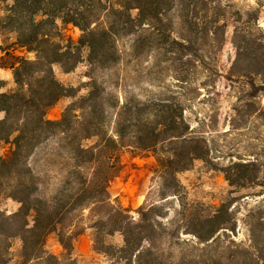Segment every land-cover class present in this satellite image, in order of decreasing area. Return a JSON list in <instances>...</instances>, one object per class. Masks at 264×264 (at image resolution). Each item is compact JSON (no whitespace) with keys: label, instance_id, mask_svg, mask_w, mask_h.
<instances>
[{"label":"trees","instance_id":"trees-1","mask_svg":"<svg viewBox=\"0 0 264 264\" xmlns=\"http://www.w3.org/2000/svg\"><path fill=\"white\" fill-rule=\"evenodd\" d=\"M207 2L116 0L115 5L106 6L102 0H13L1 23L16 33L20 47L35 53V59L18 60L13 67L16 90L0 95V113H4L0 119V143L9 146L0 156V192L20 204L12 214L0 211V264H8V243L14 238L22 242L19 264L44 260L57 264L60 258L45 250L51 233H56L64 256L74 264L73 243L82 233L79 225L86 210L93 220L90 227L95 230L96 251L105 253L101 236L119 232L124 244L116 251L125 259L130 261L134 257L135 264H164L163 255L153 250L152 239L156 232L162 234L168 229V223L158 219L162 207L156 204L140 207L139 218L134 221L111 199L107 187L120 169V151L132 148L155 154V172L162 188L175 192L176 175L188 169L194 160L209 158L210 150L203 135L191 126L180 104L105 94L96 83L82 99L81 115L69 108L59 121H50L46 118L48 109L65 93L54 77L52 65H59L64 73L71 71L85 48L89 62L108 67L116 61L117 36H131L135 29L140 32L132 40L135 55L146 47L166 45L168 52L191 54L188 62L200 64L214 76L218 73L214 63L224 45L227 24L219 15L214 18L208 15ZM131 11H136L134 17ZM168 14L178 15L180 27L188 28L187 35L174 36L167 23ZM56 18L63 25L76 27L80 37L74 41L65 36ZM238 33L234 27L232 44L236 57L231 71L241 58H248V69L241 75H259L264 70V57L237 43ZM202 49L213 62L207 67L199 54ZM250 85L253 87L254 82ZM105 101L111 102L110 106ZM230 126L233 127L231 121ZM56 133L63 136L62 146L68 149L65 160L71 164L60 194L51 201L36 195L39 176L28 160ZM238 159L221 169L229 185L264 186V167L258 159ZM230 217L228 204L224 203L213 214L189 218L187 225L177 227L192 237L195 251L206 254L198 259L182 257L175 264H234L237 253L244 255L241 264H263L264 243L256 231L257 227H264L262 219L250 224L249 246L241 252L230 249L226 250L227 255L212 252L215 242L235 234ZM106 249L115 250L108 246Z\"/></svg>","mask_w":264,"mask_h":264},{"label":"rangeland","instance_id":"rangeland-1","mask_svg":"<svg viewBox=\"0 0 264 264\" xmlns=\"http://www.w3.org/2000/svg\"><path fill=\"white\" fill-rule=\"evenodd\" d=\"M102 1L106 6L116 3V0ZM207 3L208 15L211 18L219 15V19H225L227 24L224 45L214 63L218 69L214 76L200 64L193 65L188 62L191 54L185 56L178 51L168 52L166 45H160L159 48L146 47L135 55L132 51V40L140 33L135 29L130 32L131 36H117L116 61L108 67L89 62L85 48L81 50L79 62L71 71L64 73L59 65H52L54 77L64 87L65 93L48 109L46 118L50 121H59L69 108L75 109L76 114L81 115L84 107L82 99L96 83L105 94L112 93L134 99L138 97L144 101L168 100L180 104L191 126L197 134L203 135L210 150V160L196 159L188 169L179 172L176 175L178 188L175 192L162 188V181L155 172V154L152 151L132 148L120 151V169L107 187L111 199L117 201L134 221L139 218L140 207L154 204L162 207L157 213L160 215L158 219L163 223L167 222L168 229L162 234L159 233L161 231L156 232L152 239L153 250L163 255L164 264H175L182 257L198 259L201 254H206L204 251H195L191 246L192 237L177 229L180 225H187L189 218L211 215L222 204H228L230 218L236 227L235 234L215 242V249L212 251L223 255L229 253L227 249L241 252L249 246L250 224L257 219L264 220V186H230L221 171L229 161L235 162L238 158L248 161L255 157L264 167V70L259 75H241L242 71H247L249 62L248 58H241L231 71L236 57L232 44L234 27L239 32L237 43L252 54L257 53L264 57V0H208ZM12 4L13 0H0V64L11 68L9 83L0 81V90H5L3 93L16 90L13 67L18 65V60L35 59V53L20 47L16 33L1 23ZM135 15L136 11H131V16ZM177 16H165L170 17V22L167 23L172 33L174 36L182 33L187 35L188 28L180 27ZM56 24L65 36L74 41L81 35L76 27L63 25L60 18H56ZM199 54L202 55L206 67L213 63L204 49ZM178 78L186 83H177ZM251 82H254L253 87ZM110 103L105 101L108 106ZM248 104L254 107L250 109ZM3 117L4 113L1 112L0 119ZM230 121L233 122V127L230 126ZM62 142L63 136L56 133L44 141L28 160L39 176L36 195L40 198L53 201L64 185L71 163L68 164L65 160L68 149L62 146ZM8 147L0 143V156ZM131 177L127 197L129 201L142 199L135 207L122 205L119 196H114L121 192L124 182ZM19 206L18 202L0 192L1 212L12 214ZM91 221L93 220H90L88 211H84L79 225L82 233L77 239L83 236L87 240L89 253L82 257L72 251L71 259L74 264H135L134 257L128 261L116 251L124 244L123 236L119 232L101 236L105 253L96 251L93 241L95 230L90 227ZM256 231L264 243V227L259 226ZM57 239L56 233L49 234L46 239L45 250L52 255H55L52 252L53 246L60 245ZM107 246L115 250L108 251ZM21 248L22 242L19 238L9 241L6 255L8 264L21 262ZM62 255L64 256V251L61 247L60 254L55 255L60 258L57 264H70L68 258ZM243 256V253H237L234 264H241ZM261 258V263L264 264V248ZM32 264L51 263L44 260Z\"/></svg>","mask_w":264,"mask_h":264},{"label":"crops","instance_id":"crops-1","mask_svg":"<svg viewBox=\"0 0 264 264\" xmlns=\"http://www.w3.org/2000/svg\"><path fill=\"white\" fill-rule=\"evenodd\" d=\"M0 46H1V43H0ZM10 78H11V68L9 66H3L0 64V81L9 83ZM4 91L5 90H0V94L3 93ZM133 176H135V174H133ZM131 179L132 177L126 180L123 184V188L121 189V192L114 194V196H119V199L122 205L135 207L141 203L142 199L140 200L133 199L129 201L127 195H128V191L130 190ZM88 246L89 245L87 244V240L83 236L80 237L79 239H77L74 245V248H73L74 254L84 257L85 255L89 253ZM53 247L54 249L52 252L55 255L60 254L61 252L60 245L57 244V245H54Z\"/></svg>","mask_w":264,"mask_h":264}]
</instances>
